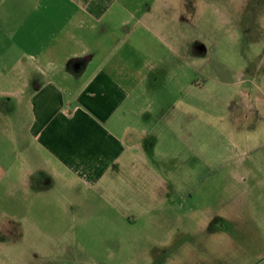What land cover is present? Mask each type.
Segmentation results:
<instances>
[{
  "label": "rangeland",
  "instance_id": "1",
  "mask_svg": "<svg viewBox=\"0 0 264 264\" xmlns=\"http://www.w3.org/2000/svg\"><path fill=\"white\" fill-rule=\"evenodd\" d=\"M166 2L172 11L159 12L161 28L149 30L135 66L149 57L144 71L167 72L170 81L173 71L184 72L186 101L181 114L171 111L166 120H184L185 134L149 142L157 174L124 176L111 188L83 182L67 191L56 182L43 196L30 191L24 198L21 176L9 177L15 183L0 178V264H264V236L235 234L264 233V178H212L211 159L219 154L215 162L231 161L223 138L235 130L232 104H250L252 120L264 114L258 113L264 111V0ZM9 98L0 95V155L10 150L1 133L5 121L17 116L5 107ZM217 132L224 142H215ZM237 152L232 158H247L245 150ZM248 197L254 206L228 201ZM243 214L256 223L233 222Z\"/></svg>",
  "mask_w": 264,
  "mask_h": 264
},
{
  "label": "crops",
  "instance_id": "2",
  "mask_svg": "<svg viewBox=\"0 0 264 264\" xmlns=\"http://www.w3.org/2000/svg\"><path fill=\"white\" fill-rule=\"evenodd\" d=\"M5 2L0 0V95L10 97L5 107L11 114L17 111V116L5 121L7 129L1 132L10 150L0 155V178L15 183L9 177L21 176L20 196L29 198L28 192L43 196L56 182L67 191L83 182L111 188L124 176L131 181L144 170L157 174L149 142L179 141L185 134L184 120H166L171 111L181 114L186 101V86L180 80L184 72L173 71L170 81L167 72L144 71L149 57L136 67L135 53L148 45L149 30L162 25L157 16L165 7L172 11L170 4L13 0L5 6ZM15 100L17 108L12 106ZM258 108V113L264 112ZM231 112L230 126L235 130L229 128L226 138L217 132L215 140H226L231 161L223 165L215 162L219 154L212 155V178L249 173L259 176L256 183L264 178V114L252 120L250 104L235 103ZM239 149L247 158H232ZM250 188L249 183L243 193ZM248 200L228 199L237 208L255 205ZM255 220L243 214L233 222ZM246 232L257 239L264 236L244 229L235 234Z\"/></svg>",
  "mask_w": 264,
  "mask_h": 264
}]
</instances>
